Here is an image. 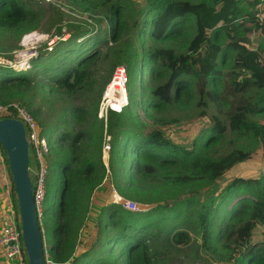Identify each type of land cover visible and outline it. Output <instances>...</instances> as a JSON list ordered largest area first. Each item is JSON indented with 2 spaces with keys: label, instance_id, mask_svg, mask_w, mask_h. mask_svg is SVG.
<instances>
[{
  "label": "trees",
  "instance_id": "16d2710c",
  "mask_svg": "<svg viewBox=\"0 0 264 264\" xmlns=\"http://www.w3.org/2000/svg\"><path fill=\"white\" fill-rule=\"evenodd\" d=\"M73 1L84 11L104 12L106 37L112 42L133 33L137 43L126 63L125 89L119 80L110 86V92H118L110 108L118 116L111 123L117 132L108 157L112 187L127 197L175 192V198L147 200L143 203L155 206L140 211L105 203L92 242L78 250L79 218L105 166L100 159L99 165L89 159L75 165L73 157L58 160L52 165L58 175L50 176L55 186L52 209L45 203L46 179L40 225L50 257L71 258L70 264H155L150 246L154 237L163 235L168 245L180 246L189 244L194 233L209 262L264 264V230L260 240L251 239L256 227H264V123L253 118L264 114V96L249 95L264 89V0ZM43 17L44 10L31 0H0V31L18 39L42 30ZM60 30L57 36L63 37ZM66 32L69 38L39 54L45 59L39 67L51 71L48 78L57 88L71 93L89 81L98 47L107 38L88 36L80 27L69 26ZM251 32L257 44L246 36ZM6 68L0 67V103L11 101L20 86L30 83L27 72L10 69L5 74ZM193 96L200 105L206 99L212 102L227 125L216 119L187 146L165 135L161 126L166 120L155 113L188 105ZM86 115L79 107L69 112L73 122L84 121ZM227 129L258 145L263 158L259 166H249L258 159L252 150L216 153ZM67 138L71 153L86 140L82 132L60 133V141ZM221 178L227 182L217 186ZM47 212L52 224L43 221Z\"/></svg>",
  "mask_w": 264,
  "mask_h": 264
},
{
  "label": "rangeland",
  "instance_id": "374dc122",
  "mask_svg": "<svg viewBox=\"0 0 264 264\" xmlns=\"http://www.w3.org/2000/svg\"><path fill=\"white\" fill-rule=\"evenodd\" d=\"M31 1L35 6H40V8L44 10V17L41 23L43 25L42 30H34L35 32L31 31L33 33L31 40L25 42L22 40L23 36L18 39L12 33L0 31V56L11 61L20 60L21 62L27 60L25 65L29 63L32 64L33 61L37 60L33 67L30 65L29 67L26 66L24 69L18 70L6 68L5 74L11 73V70L28 73L30 83L20 86L16 91V96L11 101H16L24 105L33 115L39 128L50 140L49 153L46 156L50 170L48 171L49 175L46 177L47 183H49V185H47L46 205L52 209L51 204L55 197V186L50 184V176L52 174L55 176L58 175L56 170L52 168V165L58 160L73 157L72 161L75 165L81 164L83 159L93 160L94 163L98 165L100 159L104 163V177L101 183L94 188L89 198L86 211L81 218H79L75 244L77 245V249L80 250L89 246V243L92 242V236L95 232V223L101 218L102 206L108 202L112 188L110 182L112 172L109 167L108 157L111 141L113 140L114 134L117 132L116 127H113L111 123L117 122L118 116L113 113L116 111L110 108L115 107L113 101L118 97V92L115 88L110 92L109 87L106 94L105 105L107 106V110L105 111L101 109L103 93L105 87L112 79L115 68L117 66H123L126 70V63L137 51L135 50L137 43L135 42L133 33H130L125 40H121L117 43L107 38V31L105 30V28H107V22L103 17L104 12L101 10L94 13L84 11V9L73 0H55V4L52 5H46L41 0ZM131 1L140 2L141 0ZM259 18L261 19L260 16ZM69 26L80 27L87 30V32H89L88 36L96 35L99 38H107V42L100 43L98 47L100 52L99 59L91 67V77L89 81L80 89L71 93L57 88L53 81L48 78L51 71L46 72L41 69L42 67H39V62H45V59H41L39 54H41V52L42 54L49 52L45 49V47L48 46L47 41L51 38H57L58 29H61L60 32L65 34L64 37L69 38V36L66 35ZM246 36L252 39L256 44L258 43V38L255 37L254 32L247 33ZM46 37L47 39H45ZM80 40L82 39L78 41ZM59 43L60 40L54 44L52 50H54ZM89 45H91V43H89ZM30 52L36 53V55H34L35 57L33 56L34 59L31 58L32 60L28 59V54ZM105 54H107L106 57ZM119 59H121L122 63H120ZM46 63H49V61H46ZM51 65L53 66L54 63L48 64V66ZM226 66L228 65L226 64ZM115 80L117 81V79ZM121 85L122 88L125 89V85L122 84V82ZM249 95L252 97L264 96V89L258 92L251 91ZM192 100V102H189L188 105L183 107L173 106L169 109L167 108L163 112L155 113V115L163 117V120H166V124L161 126L165 135L169 136L174 142L187 146L192 144L194 138L200 133L201 129L212 125L216 119L227 125V118L222 114V111L219 112L216 109L212 102L206 99L205 104L200 105V103H197L195 96H193ZM124 101L126 102L125 94ZM73 107L86 110L87 115L84 121L73 122L70 119L69 112ZM201 112H203V114ZM253 118L264 123V114L254 115ZM63 131L67 132L69 136L77 132H82L86 140L79 149H75V151L71 153L67 147L68 138L65 141L59 140L60 133ZM236 148L246 151L252 150L253 153L258 154L256 156L258 159L249 164V166H259L262 162V155L258 153V145L254 141L247 138L238 139L227 129L225 139L216 153H226ZM29 167L32 170L30 177L32 181L33 172L36 170L34 158L29 157ZM225 179L227 178L219 179L216 185H224L227 182ZM123 197L129 201H133L140 209H148L155 206V204L148 205L143 202L147 200L162 203H164L163 200L171 201L172 198H175V192L165 197L158 194H153L151 196L136 195L133 197ZM50 215L51 214L47 212L43 221L47 220L49 224L55 222ZM263 230V226L256 227L251 238L252 241L260 240ZM164 238L163 235H158L150 241L155 264L217 263V261L209 262V257L206 255L205 251L199 247V239L194 233H191V241L186 245L170 246L165 242ZM47 245L49 246L48 243ZM0 264H7L2 260L1 255Z\"/></svg>",
  "mask_w": 264,
  "mask_h": 264
},
{
  "label": "built area",
  "instance_id": "2783aa9c",
  "mask_svg": "<svg viewBox=\"0 0 264 264\" xmlns=\"http://www.w3.org/2000/svg\"><path fill=\"white\" fill-rule=\"evenodd\" d=\"M46 5L55 4V0H41ZM35 32V31H33ZM32 32L23 35L22 40H31ZM65 35V34H64ZM57 36V35H56ZM68 36V35H67ZM47 39V37L45 38ZM66 37L57 36V38H51L47 41V51L53 49L54 44L58 40H64ZM36 55L35 52L28 54V59L33 58ZM35 57V56H34ZM11 61L0 56V67H7L12 69H24L25 62ZM22 67V68H21ZM27 69V68H26ZM16 70V71H17ZM120 80L122 84L126 83V70L123 66H117L114 70L111 81L105 87L103 93V103L101 109L107 110L105 105L106 94L109 90L111 83L115 80ZM3 118H16L21 121L25 128V137L29 148V157L34 158L36 162V170L33 172L32 194L33 200L38 215L39 223L42 221L43 202L45 198V186L46 177L49 171V165L47 163L46 156L49 153L50 140L46 135L42 134V130L34 120L33 115L29 110L16 101H9L6 103H0V119ZM31 168L29 167V174L31 177ZM109 172V170L107 169ZM109 204L121 206L123 209L130 211H140L141 209L136 206L133 201L125 199L120 195L114 187L111 188L110 197L108 199ZM143 209V208H142ZM0 255L4 262L7 264H26L27 257L22 241L21 221L18 212L17 198L12 194V180L7 160L6 153L0 144ZM44 248V264H70V259L64 261H56L48 254V248L43 243ZM216 262V261H215ZM224 262L213 263L223 264Z\"/></svg>",
  "mask_w": 264,
  "mask_h": 264
},
{
  "label": "water",
  "instance_id": "95a60500",
  "mask_svg": "<svg viewBox=\"0 0 264 264\" xmlns=\"http://www.w3.org/2000/svg\"><path fill=\"white\" fill-rule=\"evenodd\" d=\"M0 144L7 156L16 193L27 264H44L43 236L33 200L23 123L16 118L0 119Z\"/></svg>",
  "mask_w": 264,
  "mask_h": 264
},
{
  "label": "clouds",
  "instance_id": "9594fccd",
  "mask_svg": "<svg viewBox=\"0 0 264 264\" xmlns=\"http://www.w3.org/2000/svg\"><path fill=\"white\" fill-rule=\"evenodd\" d=\"M126 104H127V103H126ZM126 104H125V105H126ZM125 105H124V106H125ZM118 112H119V111H118Z\"/></svg>",
  "mask_w": 264,
  "mask_h": 264
}]
</instances>
